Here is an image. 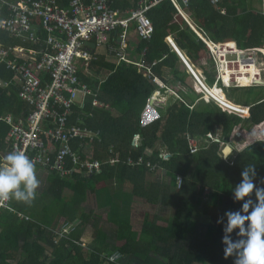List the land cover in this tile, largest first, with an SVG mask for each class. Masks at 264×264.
<instances>
[{
	"label": "trees",
	"instance_id": "trees-1",
	"mask_svg": "<svg viewBox=\"0 0 264 264\" xmlns=\"http://www.w3.org/2000/svg\"><path fill=\"white\" fill-rule=\"evenodd\" d=\"M59 1L68 6L69 0ZM140 1L111 0L113 9L122 12L138 8ZM253 2L222 0L227 9V15H222L208 0H191L189 16L194 27L212 42L234 43L241 51L256 49L264 56V16L253 8ZM147 15L155 33L150 41L139 40L136 51L147 65L158 63L154 74L174 86L180 98L145 125L143 115L156 87L136 64L116 65L107 61L106 55L95 54L89 70L82 66L80 78L97 93L101 106H92L88 98L84 114L75 108L74 120L82 117L83 125L100 136V140L85 141L92 159L105 163L102 172L94 176L77 172L65 178L48 172L43 191L37 190L30 204L11 200L10 208H0V264H233V258H224V224L217 220L226 224L225 213L239 210L241 202H234L232 189L240 183L245 168L254 167V183L264 187V86L223 89L225 93L215 87L213 96L227 111L203 99L189 81L187 69L199 68L206 83L214 86L216 64L208 46L170 2L159 4ZM0 42L12 45L2 30ZM251 64H245L247 75L238 68L228 69L226 83L236 74L241 86L252 85L260 69ZM163 68L171 71L167 79L162 76ZM15 76L0 66V81L8 83L6 89L0 87V158L9 153L6 139L10 127L3 118L12 115L25 121L32 111L20 98ZM44 79L49 81L50 75L44 74ZM239 91L247 98L238 99L233 92ZM169 95L158 92L155 97L161 103ZM240 106L250 107L248 118L243 117L249 109ZM210 134L220 143L209 139ZM135 136L141 139L138 147L132 145ZM239 137L245 139L244 144L235 146L228 158L221 156L223 144L235 143ZM189 139L196 140L197 151L192 152ZM111 147L120 163H106ZM75 150L79 151L78 146ZM126 184L132 186V196L155 207H167V214L151 218L146 213L137 229L130 205L114 200L103 214L83 207L102 190L121 189ZM102 221L104 231L100 229ZM65 223L74 230L56 243L54 233ZM116 252L122 258L110 262L108 258Z\"/></svg>",
	"mask_w": 264,
	"mask_h": 264
},
{
	"label": "built area",
	"instance_id": "built-area-1",
	"mask_svg": "<svg viewBox=\"0 0 264 264\" xmlns=\"http://www.w3.org/2000/svg\"><path fill=\"white\" fill-rule=\"evenodd\" d=\"M165 1L176 8L207 44L218 65L233 69L241 62L246 65L258 62V50L239 52L231 44H215L199 32L186 11L191 0H143L128 15L113 9L111 0H69L66 7L59 0H0V30L7 32L12 40V45L7 46L0 42V66L16 74L14 80L21 87L20 98L32 108L25 121L11 116L5 118L10 126V152L23 151L35 160L36 167L63 178L74 177L77 172L83 176L101 173L105 163L92 159L90 145L85 141L100 140V136L85 127L80 118L74 120L75 108L84 114L88 98L92 99L89 102L92 106H101L97 93L81 80V68H88L101 48L118 62L131 63L123 53L129 47L130 28L134 24L141 39L151 40L155 27L146 13ZM208 1L222 15L227 14L222 0ZM254 3L264 16V0H254ZM114 33L116 36L112 37ZM87 43H93L95 49ZM231 56L237 60H229ZM136 65L146 70L145 77L152 78L151 68L145 67L144 60ZM44 74L50 75L49 81L44 79ZM0 86L6 88L8 83L0 81ZM152 99L156 104L155 96ZM154 104L147 110H152ZM189 140L192 152L197 151L196 140ZM139 142L140 137L136 136L133 146L138 147ZM76 145L79 151L75 150ZM109 152L106 163H120L114 148ZM160 157L168 159L169 155ZM143 160L142 157L139 161ZM129 163L134 161L129 159ZM10 202H0V208H10ZM71 232L65 227L56 243ZM121 258L120 252H116L108 260L115 263Z\"/></svg>",
	"mask_w": 264,
	"mask_h": 264
},
{
	"label": "clouds",
	"instance_id": "clouds-1",
	"mask_svg": "<svg viewBox=\"0 0 264 264\" xmlns=\"http://www.w3.org/2000/svg\"><path fill=\"white\" fill-rule=\"evenodd\" d=\"M142 1L143 0H141L140 3ZM165 2H169V1H165ZM111 5H112V2H111ZM138 8H136V9H138ZM132 10H134V9H132ZM132 10H130L128 12H122L120 10H118V11L122 12L123 15H128ZM148 11H147V13H148ZM147 13H146V16L148 17ZM177 13H178V11H177ZM188 14H189V10H188ZM133 26H134V24H133ZM133 26L130 29H133ZM133 31L135 32V26H134ZM196 34H197V32H196ZM133 39H134V37L129 36V47H128V49L125 50L126 52L130 51L131 49H133V47L137 46L132 41ZM136 39L143 40L139 37V35H137V38H135L134 40H136ZM144 41H146V40H144ZM148 41H150V40H148ZM232 46L237 51H239V52L241 51V50L237 49L235 45H232ZM117 47H119V46L117 45ZM249 51H251V50H249ZM241 52H246V51H241ZM233 57H235V58H233ZM228 59L232 60V61H236L237 57L231 56V58L228 57ZM126 60L131 61L132 64H138L144 59H143V56L141 55L139 62H134L128 58H126ZM213 60H214V63L216 64V72H217V80H216L217 84L215 83L213 87L209 86L206 83V77L204 76L203 72L198 68V70H200L202 72L203 77H204V81L207 84L209 89H213L215 87H218L221 91L224 92L223 89L249 88V87H254V86H264V79L262 76L261 69H260V73H258V75H257V78L255 79V81L250 86H242L241 87V85L235 79H233L235 74L231 75L230 83L226 84V82L224 80V75L222 74V72H223L224 68L230 69V67L229 66L228 67H226V66L222 67L221 65H218L217 62L215 61L214 57H213ZM118 63L120 65L121 63H127V62L119 61ZM131 63H127V64H131ZM154 64L157 65L158 63L154 62L152 65H147L145 63L146 68H151V72L153 74L152 78L145 77L144 75H145L146 70L140 69L138 67L140 73H142L143 76L146 79H148L156 87V90H155L154 94L152 95V97L155 96L158 92L160 94H164L167 92H169L171 94V93L175 92L178 95V91L173 90L171 85L163 83L160 80V78H158L154 74L153 68L156 66V65L154 66ZM255 64H257L259 66L258 62ZM181 65L183 66V68L186 67L184 64H181ZM238 65L239 64L235 65V68H239ZM89 73H90V76H91V74L94 75V73H91L90 71H89ZM187 73L189 75V78L191 77L190 79H191V82L193 83L194 87L200 93L203 94V99H205V100L210 99V100L214 101L215 103H217L213 98H211V96H209V93L205 92L202 88L197 86L195 79L190 74L188 69H187ZM154 80H156V82ZM256 81L262 82V85L255 84ZM0 87H2V86H0ZM2 88L6 89L7 87L6 88L2 87ZM169 96H171V95H169ZM152 97H151V100L153 101V104H154V100L152 99ZM179 98L180 97L178 95V99ZM227 99L230 102H232L228 97H227ZM157 101L158 100H156V102ZM149 105H150V103H149ZM218 105L220 107H222L225 111H227L222 105H220V104H218ZM235 106H237V105H235ZM240 107H243V106H240ZM245 108L249 109V114L247 115L249 117L250 116V107H245ZM150 111H152V113H150ZM150 111L148 112L150 115L154 114L153 109ZM145 114H146V111H145L144 115ZM234 114H237V113H234ZM237 115H239V114H237ZM9 116L15 118L12 115H9ZM9 116H6L5 118H7ZM75 116L77 117V114ZM239 116H241V115H239ZM241 117H243V116H241ZM248 117H243V118H248ZM5 118L3 119L4 121H5ZM79 118L81 119V121L83 120L82 117H79ZM16 119H18V118H16ZM9 132H10V130H9ZM208 138L211 140H214L217 143H220V139L215 138L212 134L208 135ZM6 140L8 142V135H7ZM133 142H134V140H133ZM140 142H141V139H140ZM7 145L9 146V142L7 143ZM228 146H233V148H234L233 152L235 151L234 143L231 142L230 144H225V145L223 144V147H224L223 148V155H221V156H224V150ZM233 152L229 156H231L233 154ZM224 157L226 158V156H224ZM38 168H40V167H38ZM255 176H256V171H255L254 167L245 168L244 171H242V173H241L242 179H241L240 183L235 185V187L232 189L234 202H241L239 210L228 211L225 213L226 224H225V221L223 219L217 220V223L224 224V227H223L224 235H223L222 241H221L222 244L224 245V258L225 259L233 258V264H264V187H258L257 184L254 183ZM38 188H39V180H38L37 175H36V162H35V160L29 158V156L23 151H12V152H10V147H9V153L6 154L5 156H3L2 158H0V202L15 200L18 202L30 204L35 199ZM253 193H255V199L252 198Z\"/></svg>",
	"mask_w": 264,
	"mask_h": 264
},
{
	"label": "rangeland",
	"instance_id": "rangeland-1",
	"mask_svg": "<svg viewBox=\"0 0 264 264\" xmlns=\"http://www.w3.org/2000/svg\"><path fill=\"white\" fill-rule=\"evenodd\" d=\"M186 11H188L186 9ZM129 36L130 37H134L137 38V34L133 31V29H130L129 30ZM132 40L135 45H137L139 43V39H136V40ZM134 48V47H133ZM136 48V47H135ZM101 52H104L103 50H101ZM231 58V57H229ZM235 58V57H233ZM257 59H258V64H259V69H261L262 71V76H263V79H264V56L258 54L257 56ZM140 61V58L137 60V62ZM249 65H252L251 63ZM248 65V66H249ZM238 72H240L241 74L243 75H247L245 74L244 72V69L246 68V65L244 64V62H241L239 65H238ZM184 69V68H183ZM229 69V68H227ZM190 74L193 76V78L195 79L196 83H197V86H199L200 88H202L205 92L209 93V96H211V98H213L215 101H217L216 97L213 96V92H214V88L213 89H209L207 84L204 83V77L203 75L198 72V69L197 68H193V69H188ZM258 73H260V70H258ZM217 73V72H216ZM249 73V72H248ZM93 75V74H91ZM191 78V77H190ZM189 78V81H191V79ZM217 84V83H216ZM233 86V85H232ZM172 89L177 91V89L172 86ZM242 87V86H241ZM261 87V86H260ZM225 93V92H224ZM234 95L238 98V99H245L247 98V95L245 92H233ZM264 94V92H263ZM178 99V95L174 92V93H171V96H167L166 99L163 101V102H158L156 104H154V107H153V111H154V114L150 115L148 112L143 115V122L145 125L151 123L154 119L158 118L162 113H164V111H166L169 106L175 102V100ZM240 109V108H239ZM247 109V108H244V110ZM232 113V112H230ZM248 117V116H246ZM4 119V118H3ZM262 130L264 131V126H262ZM235 138V137H234ZM245 142V139L239 137L236 142L234 143V145L237 147V146H242ZM208 143V142H206ZM156 178V176H154ZM38 180H39V188H38V191L39 192H42L45 185H46V176H37ZM112 192H114L111 195H109L107 197V200H106V205L109 204V201H110V198L112 199H116L117 201L121 202V203H124L126 205H130V208H131V214H132V218H133V223H134V227L137 228V229H140L142 227V222H143V219H144V216L146 213L150 214L151 218L155 215H159V214H167V207L165 206H162L160 205L159 207H155L151 204H148L146 203L143 199H140L138 197H135V196H132V186L131 185H127V186H124L122 187L121 189H119V187H113L112 188ZM112 192H109V193H112ZM104 193L103 191L99 192L98 193V203L99 202V199L101 198L99 196V194H102ZM125 194V195H124ZM95 196L89 198V201L87 204H85V206H88L87 207V210L88 212L90 210H93V211H97L98 208L96 207V203H95ZM101 204V203H100ZM103 209V208H101ZM67 246L69 247V245L67 244Z\"/></svg>",
	"mask_w": 264,
	"mask_h": 264
},
{
	"label": "crops",
	"instance_id": "crops-1",
	"mask_svg": "<svg viewBox=\"0 0 264 264\" xmlns=\"http://www.w3.org/2000/svg\"><path fill=\"white\" fill-rule=\"evenodd\" d=\"M253 8L255 9V10H257L258 12H259V5L257 4V3H254L253 2ZM260 13V12H259ZM170 38H172L173 39V37H170ZM174 40V39H173ZM211 41V40H210ZM212 42V41H211ZM214 43V42H213ZM226 44H231V45H235L234 43H226ZM118 45H120V44H118ZM236 46V45H235ZM137 47V46H136ZM237 48V47H236ZM136 49L137 48H133V49H131L130 51H124L123 53H124V56L126 57V58H128V59H130V60H132V61H134V62H137V60L139 59V58H141V55L139 54V53H137V51H136ZM238 49V48H237ZM101 50H103L104 52H101ZM97 52V55H106L107 56V58H108V60L107 61H109V62H111V63H114V64H116V65H119V63H118V61H117V58L116 57H111V56H108V54L105 52V50L104 49H99V50H97L96 51ZM181 64V63H180ZM162 76H164L166 79L167 78H169L170 76H171V71L169 70V69H167V68H163L162 70ZM158 78H160V77H158ZM194 81V80H193ZM147 112H149L148 110H146V113ZM150 113H152V111H150ZM36 173H37V176H41V175H43V176H46V180H47V177H48V172H46L45 170H43V169H41V168H38L37 169V171H36ZM127 185H129V184H126L125 186H127ZM112 190L113 189H105V190H102L104 193H102V194H99V196L101 197L100 199H99V202L101 203H98V194L95 196V198H96V200H95V203H96V207L98 208V210L97 211H93V210H90L89 212H91V211H93V212H95L96 214H103V213H105L107 210H109V206H110V204H111V202L112 201H114V199H112V198H110V201H109V204L108 205H106L105 203H106V200H107V197L109 196V195H111L112 196V194L114 193V192H112ZM114 191V190H113ZM109 192H112V193H109ZM125 195V194H124ZM93 197V196H92ZM116 200V199H115ZM83 207H88V206H85V204L83 205ZM101 208H103V209H101ZM82 211V210H81ZM83 212V211H82ZM87 212H88V210H87ZM158 215V214H157ZM68 228V229H70L71 231H73L74 229H73V226H71V227H69V224H67V223H65V224H63L60 228H59V230L58 231H55V233H54V235H55V239L57 240V238H58V236L60 235V233L63 231V229L64 228ZM101 227V228H100ZM99 228L101 229V231H104V229H105V227H106V224L102 221V223H101V226H100ZM102 227H103V229H102ZM51 232H53V231H51ZM97 232H100L99 230L97 231ZM87 243V242H86ZM84 246H86V244H83Z\"/></svg>",
	"mask_w": 264,
	"mask_h": 264
},
{
	"label": "water",
	"instance_id": "water-1",
	"mask_svg": "<svg viewBox=\"0 0 264 264\" xmlns=\"http://www.w3.org/2000/svg\"><path fill=\"white\" fill-rule=\"evenodd\" d=\"M87 46L89 48L95 49V45L93 43H87ZM255 84L262 85V82L256 81ZM152 104H153V101L151 100L150 105H152ZM243 108H245V107H243ZM233 149H234L233 146L226 147L224 150V156H226V158H227L233 152Z\"/></svg>",
	"mask_w": 264,
	"mask_h": 264
},
{
	"label": "bare ground",
	"instance_id": "bare-ground-1",
	"mask_svg": "<svg viewBox=\"0 0 264 264\" xmlns=\"http://www.w3.org/2000/svg\"><path fill=\"white\" fill-rule=\"evenodd\" d=\"M236 64H237V63H236ZM227 73H228V69H227V68H224L222 74L225 76ZM235 75H236V74H235ZM233 79L236 80V77L234 76ZM224 80H225V77H224ZM225 82H226V80H225ZM226 84H227V83H226Z\"/></svg>",
	"mask_w": 264,
	"mask_h": 264
}]
</instances>
